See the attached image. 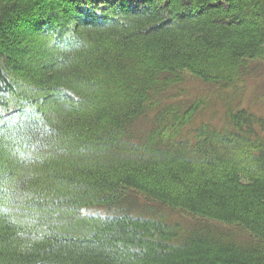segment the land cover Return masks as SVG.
Listing matches in <instances>:
<instances>
[{"label": "trees", "instance_id": "obj_1", "mask_svg": "<svg viewBox=\"0 0 264 264\" xmlns=\"http://www.w3.org/2000/svg\"><path fill=\"white\" fill-rule=\"evenodd\" d=\"M254 72L264 0H0V264H264Z\"/></svg>", "mask_w": 264, "mask_h": 264}, {"label": "rangeland", "instance_id": "obj_2", "mask_svg": "<svg viewBox=\"0 0 264 264\" xmlns=\"http://www.w3.org/2000/svg\"><path fill=\"white\" fill-rule=\"evenodd\" d=\"M185 85L190 91H194L200 95H212V93L215 92V87H213V85L205 84L201 80L191 76H189ZM195 97V95H192L190 99ZM226 97L227 98H225V101L234 103L233 106L235 108H246L251 112L264 116V76L262 75L260 77L259 73L255 74L254 72V74L244 81V83L241 84L238 89L235 91L232 90V92H227ZM206 108L207 110L204 116H206V118H217L216 121H219L225 112L223 103H213ZM200 117L201 118L197 119L198 122L202 120V116ZM213 123H215V121Z\"/></svg>", "mask_w": 264, "mask_h": 264}]
</instances>
